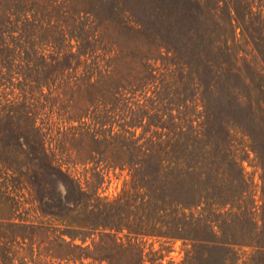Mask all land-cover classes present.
Here are the masks:
<instances>
[{
    "label": "rangeland",
    "instance_id": "obj_1",
    "mask_svg": "<svg viewBox=\"0 0 264 264\" xmlns=\"http://www.w3.org/2000/svg\"><path fill=\"white\" fill-rule=\"evenodd\" d=\"M168 1L158 0L156 15ZM193 4L190 18L171 11L164 29L157 18L149 22L148 0H0V17L33 19L28 39L0 30L10 46L28 40L23 45L33 57L0 42V264H264V254L245 245L249 228L240 222L248 208L261 225L264 212V162L250 136L264 130V0ZM133 20L152 29L143 35ZM80 27L90 44L72 64L111 69L113 78L49 96L59 73H40L37 86L25 62H52L57 52L48 36ZM69 50L78 53L68 35L62 56ZM99 79L94 73L91 81ZM177 137L186 162L197 146L202 156L215 151L218 180L208 182L204 161L195 190L173 196L183 191L193 205L165 204L148 220L133 169L152 142L173 146ZM42 156L56 171L41 170ZM121 196L114 215L99 216L103 204ZM182 211L203 220L213 214L216 235L203 221L194 242L167 235ZM232 240L243 245L229 252Z\"/></svg>",
    "mask_w": 264,
    "mask_h": 264
},
{
    "label": "trees",
    "instance_id": "obj_2",
    "mask_svg": "<svg viewBox=\"0 0 264 264\" xmlns=\"http://www.w3.org/2000/svg\"><path fill=\"white\" fill-rule=\"evenodd\" d=\"M149 1V7L151 5V14L147 16L149 22L152 24L154 21V18H157L161 26L166 29L169 23V15L171 11L175 12L177 11L179 14V10L183 12V17L185 16L186 18L189 17L193 11V1L194 0H189V2H184V0H169L171 6L168 5V2H162L161 4H164L162 6L164 13L160 17L159 15H156V10H157V4L159 3L158 0H148ZM19 2V1H18ZM38 5V4H37ZM36 6V5H35ZM20 10H23L24 5H21L20 2L17 5ZM60 7V6H59ZM56 6H53V9L59 8ZM156 9V10H155ZM122 10V9H119ZM17 12H19L16 9ZM133 16V15H132ZM182 17V20H183ZM134 18V17H133ZM105 19H110V17H106ZM128 18L126 17V20ZM135 19V18H134ZM75 20V19H73ZM135 23H138L139 20H133ZM33 22L32 17H24L20 23H13L11 20L8 18L4 19L0 17V30L2 31H7L9 29L12 30H18V37H16L19 40L22 38L28 39L29 37H32V33L30 34L28 32L29 25H31ZM141 25V32L143 35H145L146 30L150 29L151 26L147 27L143 25L141 22H139ZM181 25L183 23L180 22ZM162 28V29H163ZM152 29V28H151ZM87 29L84 27H80L77 31L75 28H72V30L67 31L65 28L62 29V36H57L55 34H50L48 37L50 41H52L53 47H56L57 54L55 57H51L52 62L50 61L49 63H44L42 67H36V65H32L31 58L30 56V46H25L23 45L24 42H28V40L20 41V42H13L11 40L12 45L10 46L9 42L5 41V38H0L1 44L4 46V49L9 50L10 52H14L15 48L13 47V44H16L17 47L21 48V52L23 51L24 54H27V58H30L31 60H27L25 62V69L28 70L30 73H27L28 76L32 75L31 72H35L36 75V81H37V86L41 85V82L37 78L40 73L46 74L48 77L55 71L59 73V78L60 82L55 84L56 86L54 87L55 90L50 91L48 94L51 96L53 93L57 92L59 89L64 88L66 86L72 85V86H88L90 88H93L94 86L100 85V84H106V81H111L113 78V70L111 69H106L104 73L103 70H98V71H93L92 67L88 64L84 65V68H82L81 71L78 70L79 67V60L75 61V64H72V60L78 57L81 53L87 51L85 50V46L90 44V40L87 38L86 35ZM69 33V34H68ZM67 34V35H66ZM66 35V36H65ZM74 38L76 40V48L78 50V53L71 52L70 50L67 51L63 56L61 54L62 49L64 48V42H66L67 38ZM160 35V34H159ZM2 36V35H1ZM46 38V37H45ZM62 42L61 44H56V42ZM69 48H71V44H67ZM35 52V51H34ZM41 60H45L41 58ZM35 66V67H34ZM24 68V67H23ZM94 73L97 74V77H100V79L97 81H91L92 77L94 76ZM102 79V80H101ZM101 80V81H100ZM35 81V79H34ZM80 89V88H79ZM78 89V90H79ZM89 89V88H88ZM88 92L91 93V90H87ZM61 93L57 92V96L60 95ZM178 137H181V132L177 133ZM250 136L252 137V141L255 143L254 150L255 152L258 153L260 159L264 162V130L262 132H256L254 136L250 132ZM177 137V138H178ZM179 139L175 142V144L169 145L167 143L165 146H162V143L159 142H152L147 150L146 153L143 154L144 158L142 161V164L140 167L133 169V176L136 178V180L139 181V184L141 187L145 188V193L142 196V198H146L147 200L143 203H146V213H148V220L152 218L153 211L155 210H165V207H163L165 204H172V205H180L181 208H190V206L193 205L189 201V196L186 194L185 196L183 195V191L186 190L188 191H193L197 187V184L201 181V173L199 172L201 170V163L204 161H208L206 164V171L205 174L206 176L210 179L208 182L213 185V181H217V176L215 177L213 174L214 164H215V151L212 150H206L205 156H202L203 151L200 149L199 146L196 147V151H191L189 150L190 154L188 157L192 154L190 158V162H186L185 158L186 156V151L180 149L179 153ZM182 145V144H181ZM20 146H23V142L20 143ZM198 148V149H197ZM182 150V152H181ZM44 153V152H42ZM227 156H231V162L235 164V160L233 159V156L228 152ZM179 154H181L182 160L178 162L180 159ZM44 155V154H43ZM44 159V156H42ZM215 157V158H214ZM41 159V157H40ZM41 162L39 167L41 170L46 172L47 168L53 169V171H56V167L53 166L51 162ZM182 163V167L178 168L177 165L178 163ZM186 162V167H183V164ZM175 165V166H174ZM59 169V168H58ZM262 169L264 171V163L262 165ZM60 170V169H59ZM183 172V176L185 178L180 179V175ZM179 175H176V174ZM263 179V178H262ZM243 181V180H242ZM183 190L182 193L180 194V198H175L176 197V192L177 190ZM175 193V194H174ZM128 197V195H126ZM173 196H175L173 198ZM167 197H170V200H167ZM123 197H119L115 201H113L110 204H103V208L99 209L98 214L103 215L105 214L106 216H110L111 212L112 215H114L116 209L118 207H121V199ZM168 202V203H167ZM125 204H129V201H125ZM263 207H261L262 209ZM180 208L174 207V209L171 211V214L177 215L179 213ZM170 214V216H171ZM180 217H172V226L168 230L169 236L177 239H183V240H189V241H195L198 233V229L200 226V222H205V226L207 230L210 232V234L214 237L215 231H214V226L213 223L217 220L216 218L213 217V214H209L204 218L200 216H195L193 213L186 214L185 212L180 213ZM201 214V213H199ZM242 215V220L240 221L242 224L245 223L246 226L249 228V240L250 242L245 243V245L250 246L252 248L256 249V253L258 254H264V212L262 209V214L260 215V220H261V225L257 224V221L255 220V217L253 216L252 212L248 211V208L244 210V212L241 213ZM241 218V217H240ZM235 219H239L238 217ZM227 220V218H226ZM225 220V221H226ZM228 221L232 222V218H229ZM106 227V225L104 226ZM111 227V226H110ZM259 228V231L256 233V229ZM247 233V232H245ZM212 237V238H213ZM259 237V238H258ZM214 242L216 244L217 239L213 238L211 242ZM252 241V242H251ZM235 245H243L242 242H234L233 240L231 242H228V246L230 247L229 252H233V247ZM116 246V245H115ZM2 248V246H1ZM105 259V258H103ZM3 261V260H2Z\"/></svg>",
    "mask_w": 264,
    "mask_h": 264
}]
</instances>
